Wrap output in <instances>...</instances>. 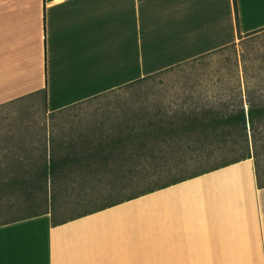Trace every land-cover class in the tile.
<instances>
[{
    "label": "crops",
    "instance_id": "1",
    "mask_svg": "<svg viewBox=\"0 0 264 264\" xmlns=\"http://www.w3.org/2000/svg\"><path fill=\"white\" fill-rule=\"evenodd\" d=\"M262 29L264 0H0V107L46 91L57 111ZM0 264H264V179L251 157L62 224L0 225Z\"/></svg>",
    "mask_w": 264,
    "mask_h": 264
},
{
    "label": "trees",
    "instance_id": "2",
    "mask_svg": "<svg viewBox=\"0 0 264 264\" xmlns=\"http://www.w3.org/2000/svg\"><path fill=\"white\" fill-rule=\"evenodd\" d=\"M177 66L49 112L70 122L60 135L40 124L33 132H0V215L22 205L44 208L0 225L46 213L58 225L251 157L259 168L264 106L249 100L247 112L243 101L220 103L215 96L219 103H201L194 91L155 87ZM39 94L47 106L46 91ZM190 159L208 169L125 194L155 179L160 165Z\"/></svg>",
    "mask_w": 264,
    "mask_h": 264
},
{
    "label": "rangeland",
    "instance_id": "3",
    "mask_svg": "<svg viewBox=\"0 0 264 264\" xmlns=\"http://www.w3.org/2000/svg\"><path fill=\"white\" fill-rule=\"evenodd\" d=\"M164 79V84L157 83L155 87L171 88L172 92L194 91L196 97L203 98L201 103H206L207 99L210 100L209 103L230 101L231 104H238L243 101L247 112L249 100L255 105L264 106V29L247 35L236 45L217 50L198 60L179 64ZM215 96H219L222 100L220 98H218L219 102L214 100ZM48 113L42 94L15 101L0 107V132L5 133L17 129L23 132H33L37 129L35 124H40L49 126L48 129L51 128L60 135V131L64 127L67 128L70 122L65 116L50 119ZM45 122L46 124H43ZM262 122H264V118H262ZM248 126L250 127V124ZM259 128V133L261 131L259 134L261 139L258 143L259 172L264 179V147L262 146L264 144V126ZM249 134L251 135V133ZM13 148L15 149V147ZM196 162L197 160L193 162L190 159V162L177 167L160 165V171L163 170L154 175L155 179L151 182L141 181L138 188L127 190L125 194L136 195L149 187H157L160 184L183 179L195 172L208 169L207 165L203 166ZM158 177L159 180L155 183ZM104 200L106 199H99V203ZM81 209L83 210V208ZM43 210L42 206L31 208L22 205L11 212L1 214L0 222Z\"/></svg>",
    "mask_w": 264,
    "mask_h": 264
},
{
    "label": "bare ground",
    "instance_id": "4",
    "mask_svg": "<svg viewBox=\"0 0 264 264\" xmlns=\"http://www.w3.org/2000/svg\"><path fill=\"white\" fill-rule=\"evenodd\" d=\"M171 42H172V41H170V43H171ZM165 45H167V44H165ZM165 45H164V46H165ZM172 45H173V43H172ZM168 46H170V45L168 44ZM165 48H166V47H165ZM163 50H164V49H163ZM164 51H167V49H165ZM164 51H163V52H164ZM171 52H172V51H171Z\"/></svg>",
    "mask_w": 264,
    "mask_h": 264
}]
</instances>
